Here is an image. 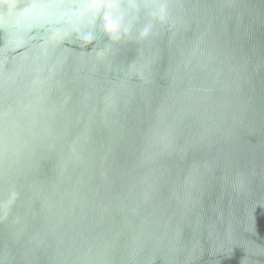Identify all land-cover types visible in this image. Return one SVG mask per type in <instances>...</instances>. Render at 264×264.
Wrapping results in <instances>:
<instances>
[{"label":"water","instance_id":"95a60500","mask_svg":"<svg viewBox=\"0 0 264 264\" xmlns=\"http://www.w3.org/2000/svg\"><path fill=\"white\" fill-rule=\"evenodd\" d=\"M0 264H264V0H0Z\"/></svg>","mask_w":264,"mask_h":264},{"label":"clouds","instance_id":"9594fccd","mask_svg":"<svg viewBox=\"0 0 264 264\" xmlns=\"http://www.w3.org/2000/svg\"><path fill=\"white\" fill-rule=\"evenodd\" d=\"M114 27V25L113 24H108L107 26H106V28L108 29V30H111L112 28Z\"/></svg>","mask_w":264,"mask_h":264}]
</instances>
